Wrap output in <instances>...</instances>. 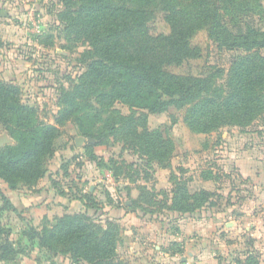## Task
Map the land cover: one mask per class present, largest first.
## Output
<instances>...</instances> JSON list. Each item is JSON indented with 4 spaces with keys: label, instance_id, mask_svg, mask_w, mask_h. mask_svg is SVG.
Returning a JSON list of instances; mask_svg holds the SVG:
<instances>
[{
    "label": "rangeland",
    "instance_id": "rangeland-1",
    "mask_svg": "<svg viewBox=\"0 0 264 264\" xmlns=\"http://www.w3.org/2000/svg\"><path fill=\"white\" fill-rule=\"evenodd\" d=\"M155 7L151 32L167 34L169 26ZM64 10L61 0H0V79L18 89L19 102L33 111L37 123L54 127L51 153L34 183L10 184L0 178L7 199L0 196V255L8 247L13 256L0 258V264H94L66 246L54 254L38 245L37 235L51 231L60 218L83 213L89 228L116 233L114 259L124 264H169L166 248L176 243L172 235L187 233L183 241L197 238V233L228 235L234 233L229 225L233 221L239 225L236 246L228 254L225 250V256L215 255L242 261L250 239L241 236L243 226L249 222L254 228L253 217L264 211L260 174L242 175L251 176L259 167L264 171V110L246 126L227 124L193 133L182 120L185 108L169 106L157 113L136 109L145 116V126L174 147L167 157L148 161L106 131L109 122L130 114L127 105L116 101L104 109L92 100H76L77 111L66 112L64 93L72 91L89 60L86 46L66 33L60 19ZM237 17L242 24L232 26L234 31H264V12L258 14L254 4ZM190 44L200 57L169 70L197 76L221 70L214 87H223L231 62L246 54L219 46L205 28ZM256 51L264 56V47ZM16 137L12 123H0V150L13 148ZM183 181L189 195L199 194L195 201H203L192 212L179 211L170 201ZM196 258L187 264H195Z\"/></svg>",
    "mask_w": 264,
    "mask_h": 264
},
{
    "label": "trees",
    "instance_id": "trees-1",
    "mask_svg": "<svg viewBox=\"0 0 264 264\" xmlns=\"http://www.w3.org/2000/svg\"><path fill=\"white\" fill-rule=\"evenodd\" d=\"M61 2L65 10L60 19L66 33L86 46L84 57L89 60L72 91L64 93L66 112L77 111L76 103H72L76 100H92L104 109L116 101L127 105L130 114L109 122L106 131L148 161L162 159L165 154L167 157L174 147L170 139L148 129L145 116L136 109L157 113L169 106L185 108L182 120L193 133H209L227 124L246 126L264 110V56L256 51L264 47V31L231 28L242 24L237 15L244 14L252 4L262 15L264 0ZM155 6L169 26L167 34L151 32ZM202 28L219 46L246 51L231 62L223 87H214L213 83L221 70L203 76L169 70L170 66L180 67L200 57V50L190 44V39ZM0 123H12L17 136L13 148L0 150V178L10 184L34 183L43 173L44 158L51 153L54 127L37 123L33 111L19 102L18 89L1 79ZM178 186L170 200L174 208L182 212L200 208L203 201H195L199 194L190 196L184 181ZM0 196L7 201L1 191ZM85 215L60 218L51 231L37 235L38 245L54 254L59 246H66L76 257L94 264H124L114 259L116 233L90 229L83 222ZM175 244L170 250L182 253V249L171 247ZM4 249L0 258H13L8 253L12 250ZM243 255L242 261L234 257L226 264H258L260 254L252 238Z\"/></svg>",
    "mask_w": 264,
    "mask_h": 264
},
{
    "label": "crops",
    "instance_id": "crops-1",
    "mask_svg": "<svg viewBox=\"0 0 264 264\" xmlns=\"http://www.w3.org/2000/svg\"><path fill=\"white\" fill-rule=\"evenodd\" d=\"M257 173H259L261 177L260 185L264 184V171L261 169V167H259L257 171L251 170V176L244 172H242V175L244 178H247L248 176H255ZM252 220L254 223V228H251L248 222V225L243 226L244 232L246 233H242L241 236L243 237L247 234V237L253 239L254 248L259 252L261 257L260 264H264V211H260L259 213L257 212L256 217L254 216ZM229 225L232 226V229H234V233H229L228 235H226L227 233H197V238H189V240L183 241L184 236L187 233H175V235H172V238H174L173 242H176V244L171 247L174 249L180 248L182 251H184L186 248H189V250L183 255L179 252L170 250L171 248L168 247L166 248V260L169 264H187L189 258L194 259L196 256L197 258L195 260V264H226L230 262L226 261L224 258H220L219 256L216 257L215 255V252H218V255L221 254L222 256H225V250H227L228 254L233 250L232 248L236 246V242L233 241V239L239 235V233H237L239 225L235 221L230 222ZM188 241L192 242V244H189ZM209 242L210 245L208 244ZM155 248L157 249L158 247L156 246ZM242 250L245 251L246 248L243 247ZM219 259L222 260L221 263H219Z\"/></svg>",
    "mask_w": 264,
    "mask_h": 264
},
{
    "label": "water",
    "instance_id": "water-1",
    "mask_svg": "<svg viewBox=\"0 0 264 264\" xmlns=\"http://www.w3.org/2000/svg\"><path fill=\"white\" fill-rule=\"evenodd\" d=\"M80 140H81V138H77L75 141H76V144L78 145L79 143H80ZM88 141H92V139H88Z\"/></svg>",
    "mask_w": 264,
    "mask_h": 264
}]
</instances>
